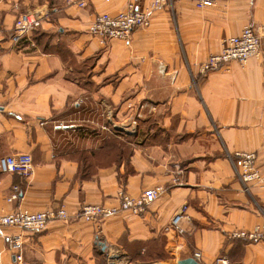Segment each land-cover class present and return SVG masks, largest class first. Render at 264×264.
I'll return each mask as SVG.
<instances>
[{
	"label": "crops",
	"instance_id": "0c3cea01",
	"mask_svg": "<svg viewBox=\"0 0 264 264\" xmlns=\"http://www.w3.org/2000/svg\"><path fill=\"white\" fill-rule=\"evenodd\" d=\"M128 3L0 0V157L24 152L34 161L30 175L0 172V214L64 207L70 217L42 231L3 233L23 234L30 264H103L114 252L131 262L176 261L196 251L201 264L220 257L264 264V242L230 237L264 223V187L245 184L231 159L256 151L264 177V0H215L205 8L175 0L130 41L103 42L89 31L97 14ZM27 10L42 13V23L14 44L15 19ZM249 23L262 35V54L202 73L223 39ZM84 113L92 118L76 124ZM141 113L149 114L145 127L136 124ZM131 121L133 138L117 135L131 154H109L103 127ZM158 185L164 192L142 214L77 217L86 204L120 206V190L138 197ZM14 186L21 196L11 201ZM183 204L190 214L185 233L166 232ZM0 251V264H17L1 235Z\"/></svg>",
	"mask_w": 264,
	"mask_h": 264
},
{
	"label": "built area",
	"instance_id": "2783aa9c",
	"mask_svg": "<svg viewBox=\"0 0 264 264\" xmlns=\"http://www.w3.org/2000/svg\"><path fill=\"white\" fill-rule=\"evenodd\" d=\"M175 0H153L147 8H140L141 0H129L128 7L118 13L103 12L96 15L89 27V31L101 38L103 42L110 39H123L130 41L133 32L138 28L148 27L151 24V14L163 6ZM198 8L212 6L215 0H194ZM85 6L84 1L80 2ZM43 20V14L39 11L27 10L19 13L15 19L11 39L14 44H19L31 36L36 27ZM264 28V27H263ZM258 27L253 23L247 24L239 35L225 37L223 48L219 53L212 54L202 63L201 71L206 73L211 70L220 69L232 61L245 64L252 57L262 54V35ZM128 129L126 125L117 124L104 126L103 129ZM130 128V127H129ZM134 131V129H133ZM241 180L247 184L250 182L260 183L264 187V177L257 169L258 153L256 151H238L231 156ZM34 161L29 153L18 152L0 157V172L21 173L30 175L33 172ZM165 190V187L158 185L144 190L140 196L133 197L125 190H120V206H108L105 204H86L79 210L77 217L85 221L93 222L99 218L112 216L120 211H131L135 214H142L147 207L153 203ZM21 189L14 186L13 193L9 200L19 199ZM69 214L64 207L49 208L43 211L32 212L28 209H17L9 214H0V235L7 243V249L15 257L17 264H30L24 257V237L22 233L6 235L4 227H18L23 230H44L49 222L55 219L68 220ZM190 219L188 205L183 204L169 223L165 226L166 232L176 234L185 233L184 221ZM231 238H241L250 243L264 242V223L257 224L251 229H239L230 233ZM112 258L118 256V252L110 255ZM201 251L195 252V259L201 260ZM2 262V251H0V263ZM151 264V263H150ZM213 264H229L226 257H220Z\"/></svg>",
	"mask_w": 264,
	"mask_h": 264
},
{
	"label": "rangeland",
	"instance_id": "374dc122",
	"mask_svg": "<svg viewBox=\"0 0 264 264\" xmlns=\"http://www.w3.org/2000/svg\"><path fill=\"white\" fill-rule=\"evenodd\" d=\"M77 117H78V120L76 121V124H80V123L83 124L84 122L81 121V119L92 118V115L90 113H84V114L77 115ZM148 117H149L148 113L147 114L146 113L137 114L136 118H138V120H137L136 124L137 125L140 124L141 126L145 127L144 125L149 122V118ZM132 122L133 121H131V124L130 123L126 124V126L128 128L126 130H122L120 128L119 129L118 128L115 129L112 126H110L109 129H105V133L107 132L108 134L106 135L107 137L105 138L103 143L104 142L105 143L109 142L112 138H117V135L123 136L127 140L132 139L134 132H133V129L129 128V127H132L134 125V122L133 123ZM117 125H119V124L117 123ZM144 131H145V129L141 130V132H144ZM79 132H84L85 133L86 131L85 130H81ZM130 134H132V135H130ZM128 147H131V146H128ZM127 151H129V150L127 149ZM178 261L179 260L172 261V260H169V259L168 260L157 259L155 261H149V260L147 261L146 260V261L131 262V261H129V259L124 258L122 254L118 253V256H116L114 258L108 257V258L104 259L103 260V264H150V263L151 264H161V263L179 264Z\"/></svg>",
	"mask_w": 264,
	"mask_h": 264
},
{
	"label": "trees",
	"instance_id": "16d2710c",
	"mask_svg": "<svg viewBox=\"0 0 264 264\" xmlns=\"http://www.w3.org/2000/svg\"><path fill=\"white\" fill-rule=\"evenodd\" d=\"M118 145V146H117ZM128 146H130V145H128V143H118V140H117V138H112L109 142H108V144H107V148H109V149H106L108 152H109V154H111L112 152H117L118 151V149H119V152H123V153H125V156L128 158L129 157V155L131 154V152H132V148L131 147H128ZM127 149L129 150V151H127ZM94 153V152H93ZM108 154V155H109Z\"/></svg>",
	"mask_w": 264,
	"mask_h": 264
},
{
	"label": "water",
	"instance_id": "95a60500",
	"mask_svg": "<svg viewBox=\"0 0 264 264\" xmlns=\"http://www.w3.org/2000/svg\"><path fill=\"white\" fill-rule=\"evenodd\" d=\"M102 246L105 249L106 244L105 243H102ZM179 264H201V263L197 259L190 257V258L180 259L179 260Z\"/></svg>",
	"mask_w": 264,
	"mask_h": 264
},
{
	"label": "bare ground",
	"instance_id": "6f19581e",
	"mask_svg": "<svg viewBox=\"0 0 264 264\" xmlns=\"http://www.w3.org/2000/svg\"><path fill=\"white\" fill-rule=\"evenodd\" d=\"M161 264H167V263H161ZM170 264V263H169Z\"/></svg>",
	"mask_w": 264,
	"mask_h": 264
}]
</instances>
